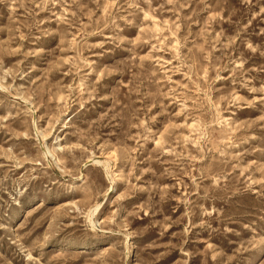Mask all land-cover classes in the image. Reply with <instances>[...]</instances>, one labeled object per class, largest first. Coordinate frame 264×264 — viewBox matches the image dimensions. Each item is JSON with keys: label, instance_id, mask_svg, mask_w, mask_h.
<instances>
[{"label": "rangeland", "instance_id": "374dc122", "mask_svg": "<svg viewBox=\"0 0 264 264\" xmlns=\"http://www.w3.org/2000/svg\"><path fill=\"white\" fill-rule=\"evenodd\" d=\"M0 264H264V0H0Z\"/></svg>", "mask_w": 264, "mask_h": 264}]
</instances>
